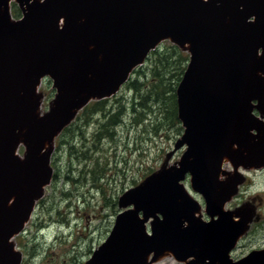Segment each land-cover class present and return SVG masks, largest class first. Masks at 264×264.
I'll use <instances>...</instances> for the list:
<instances>
[{"label": "water", "instance_id": "obj_1", "mask_svg": "<svg viewBox=\"0 0 264 264\" xmlns=\"http://www.w3.org/2000/svg\"><path fill=\"white\" fill-rule=\"evenodd\" d=\"M167 39L191 54L176 91L184 132L175 150L187 148L119 198L125 209L88 264H152L166 254L184 264H264V249L230 257L246 231L225 204L245 176L220 180L225 158L235 169L264 168V0H0V264L22 261L13 238L51 184L56 137ZM45 78L56 94L41 115ZM188 176L209 221L196 216Z\"/></svg>", "mask_w": 264, "mask_h": 264}, {"label": "rangeland", "instance_id": "obj_2", "mask_svg": "<svg viewBox=\"0 0 264 264\" xmlns=\"http://www.w3.org/2000/svg\"><path fill=\"white\" fill-rule=\"evenodd\" d=\"M161 44L169 49L175 45L188 55V60L180 64L183 72L180 74L173 65L157 76L155 59H147L137 67L130 80H137V88L128 84L107 98L110 114L121 111V106L126 108L113 128V139L106 135L97 138L101 124L110 116L108 113L96 112L87 121L83 110L81 118L75 119L74 130L62 132L56 139L52 163L55 162L54 172L58 168L57 178L45 187L44 197L36 203L26 228L13 238L15 248L22 252L23 264H88L93 251L108 237L117 214L125 209L119 206V198L164 165L173 167L181 159L185 148L175 150V144L184 128L181 122H173L167 108L169 96H176L190 52L169 39ZM38 92L42 94L39 112L43 115L56 94L52 80H43ZM97 100L100 99L92 102ZM133 106L140 110L134 113ZM142 107L148 114L144 121L140 114L144 113ZM24 153L25 147L20 143L18 154L24 158ZM94 170L97 181L93 179ZM222 170L226 171L220 174L222 181L234 179L237 173L245 176L238 193L225 204L234 220L245 224L246 232L231 253L238 260L253 250L264 249V169L242 166L235 169L231 162H225ZM185 185L202 205L196 216L205 218V202L190 190L188 180ZM152 264L184 263L166 254Z\"/></svg>", "mask_w": 264, "mask_h": 264}, {"label": "trees", "instance_id": "obj_3", "mask_svg": "<svg viewBox=\"0 0 264 264\" xmlns=\"http://www.w3.org/2000/svg\"><path fill=\"white\" fill-rule=\"evenodd\" d=\"M14 11H15V13H19V10L16 8L14 9ZM17 16H18V14H17ZM184 54H185L184 51L175 45H172L171 48L169 49V47L165 46L164 44H161L157 49H155L154 51H152L150 53L148 60L152 61L153 59H155L154 74L157 76L161 75V73H162L161 70H166L173 65L175 66V68L177 70H179V73L181 74L184 70V67L181 66L180 64L182 63L183 60H188V55H184ZM178 63H179V65H177ZM136 82H137V80L128 81L126 83V85L131 84L132 87L134 89H136L137 88ZM160 95H162V92L158 93L159 99L162 98V97L160 98ZM169 99H171V102H170V106H168L167 109L171 112L173 122L175 124H177L180 121H179L178 115H177L176 96L173 94V95L169 96ZM108 103H109V100L107 98L97 100L94 102H90L81 112L82 115L87 118V121H89L90 118L92 117V115L96 112H101L103 115H106V113H108L110 115L109 118L106 120V122L101 124V129L97 133V138H99V139L103 135H106L112 139L114 138L115 131L113 130V128L119 122V116L126 109L125 107L121 106V108H120V109H122L121 111L110 114L108 112L110 110L107 107ZM138 104H139V102L137 103V105ZM132 109H133L134 113H136V111L140 110V108H136V106H133ZM141 109H142V112H144V113H140V114H142L141 117L143 118V121H144L145 117H147L148 114L145 113L146 110L144 107H142ZM81 113L77 116L76 120H79L81 118ZM142 118H140L139 120L137 119V122L142 120ZM76 120L73 121L69 126H67L63 132L73 131L74 127L76 126V125H74V123H77ZM72 147L73 146H71V149H72ZM54 165H55V162H54ZM92 173H93V179L95 181H97V179H98V178H96L97 170L92 171ZM57 174H58V168L56 166V172L54 173V179L55 180L57 178Z\"/></svg>", "mask_w": 264, "mask_h": 264}, {"label": "bare ground", "instance_id": "obj_4", "mask_svg": "<svg viewBox=\"0 0 264 264\" xmlns=\"http://www.w3.org/2000/svg\"><path fill=\"white\" fill-rule=\"evenodd\" d=\"M227 161H228V159L225 158V159H224V162H223V167H224V163L227 162ZM182 262H183V261H182ZM183 263H185V262H183Z\"/></svg>", "mask_w": 264, "mask_h": 264}, {"label": "flooded vegetation", "instance_id": "obj_5", "mask_svg": "<svg viewBox=\"0 0 264 264\" xmlns=\"http://www.w3.org/2000/svg\"><path fill=\"white\" fill-rule=\"evenodd\" d=\"M259 215H261L260 213H258ZM204 217L206 218V219H208V217H207V215H204ZM261 217H262V215H261ZM21 264H23V260H22V263Z\"/></svg>", "mask_w": 264, "mask_h": 264}]
</instances>
